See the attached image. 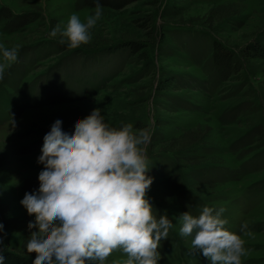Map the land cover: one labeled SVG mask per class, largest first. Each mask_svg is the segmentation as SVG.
<instances>
[{
    "label": "rangeland",
    "instance_id": "1",
    "mask_svg": "<svg viewBox=\"0 0 264 264\" xmlns=\"http://www.w3.org/2000/svg\"><path fill=\"white\" fill-rule=\"evenodd\" d=\"M78 2L0 0V15L38 16L16 32H7V20H0V44L20 46L17 61L0 79V224L6 233L0 234V252L36 258L26 250L35 217L20 202L39 189L44 136L56 120L71 134L78 120L99 108L110 126L152 129L147 175L154 179L146 198L157 217L172 220L167 240L176 249L188 257L195 235L179 234L180 215L198 216L207 206L223 209L226 229L245 240L242 264H264V56L242 57L240 74L223 82L210 64L212 39L238 55L259 39L264 48V0H160L153 12L142 3L120 11L103 8L90 42L69 49L49 33L57 24L66 26L74 13L82 22L94 15L95 8ZM225 2L239 9L238 16H210ZM148 13L150 36L135 23ZM125 41L145 47L146 69L137 55L108 48ZM25 92L33 99L23 101ZM244 223L252 236L241 233ZM125 259L118 250L105 264ZM195 261L183 258V264Z\"/></svg>",
    "mask_w": 264,
    "mask_h": 264
},
{
    "label": "clouds",
    "instance_id": "2",
    "mask_svg": "<svg viewBox=\"0 0 264 264\" xmlns=\"http://www.w3.org/2000/svg\"><path fill=\"white\" fill-rule=\"evenodd\" d=\"M102 13L97 0L86 22L74 13L66 26L53 27L49 38L69 49L86 45ZM19 47L0 44V79L17 61ZM151 138V128L110 126L99 108L78 120L71 134L62 130L61 120L53 123L37 161L44 166L39 189L25 193L20 202L35 217L26 244L27 252L36 254L33 264H105L118 250L126 256L123 264H158L160 243L174 225L166 214L157 217L146 198L154 179L147 175ZM223 212L207 206L198 216L184 212L179 234H195L190 255L202 254L210 264H242L245 240L226 229ZM3 228L0 224V234L6 235ZM247 229L244 223L240 231L252 236ZM4 259L0 254V264Z\"/></svg>",
    "mask_w": 264,
    "mask_h": 264
},
{
    "label": "trees",
    "instance_id": "3",
    "mask_svg": "<svg viewBox=\"0 0 264 264\" xmlns=\"http://www.w3.org/2000/svg\"><path fill=\"white\" fill-rule=\"evenodd\" d=\"M97 0H79L77 3L78 6H83L87 8H95ZM160 0H99V3L103 6V8L120 11L123 10L125 7L136 4V3H142V6L148 7L150 12L155 11V9L158 7ZM229 2L220 3L213 12H210V16H214L213 13L218 16L217 20H223L227 18H232L238 16L239 9L237 7H228L226 6ZM219 14V15H218ZM151 15L148 13L144 15L143 17H139L135 20L136 25H139L140 28H143L146 30V35L150 36V30L151 29ZM6 19V31L7 32H16L19 28H22L24 26H27L29 23L33 22L36 18H38L37 15L33 14L30 17V14H18V15H12L8 13L0 15L1 19ZM138 23V24H137ZM40 41V40H39ZM45 41V39L41 40V42ZM258 41L253 42V44L248 45L241 50V54L238 55L236 52L231 50L229 47L225 46L223 43L216 39L211 40V51H210V64L213 70L214 78L219 81H227L229 78L236 76L240 74L242 70V63L241 59L242 57L245 58H253V57H259L264 56V48L263 45ZM38 45H34L31 47L32 49L35 48ZM39 47V46H38ZM30 49V47H27ZM113 49L117 48L116 51H125L127 53H133L138 56V58L143 61V67L146 69L150 64L148 63V57L146 56V53L144 51V46L137 42H124L120 45L114 46V47H108ZM58 49V46H57ZM110 52V51H109ZM242 55V56H241ZM169 81V79L167 80ZM18 87V85L16 86ZM63 90L66 91V84L63 85ZM96 92V91H95ZM93 92L92 94H94ZM31 93V92H30ZM29 92H25L26 97L23 99V101L28 102L29 100L33 99L29 96ZM80 95V94H78ZM7 97V96H6ZM35 99V98H34ZM42 153H40L41 155ZM39 155V156H40ZM174 156V155H173ZM175 157V156H174ZM173 158V157H170ZM178 160V158H177ZM171 164H174L177 166L175 159L173 158V162ZM198 166V165H194ZM191 204L193 203V200L189 198ZM186 201V199H184ZM202 209V207H199ZM159 209V208H158ZM160 250H162V257L164 256V260L161 261L160 264H183V258L190 259L199 264H205L207 262L199 261L198 256L196 255H190V252H186L188 257L184 256L182 251L179 248H175V245L172 243V240H163V243L160 245ZM178 252V253H177ZM0 254H3L5 257L4 264H33L34 260L32 257H29L21 252L11 251V250H3L0 252Z\"/></svg>",
    "mask_w": 264,
    "mask_h": 264
}]
</instances>
